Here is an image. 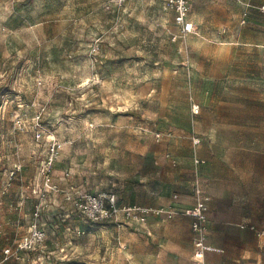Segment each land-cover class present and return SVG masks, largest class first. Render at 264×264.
<instances>
[{"label": "rangeland", "instance_id": "1", "mask_svg": "<svg viewBox=\"0 0 264 264\" xmlns=\"http://www.w3.org/2000/svg\"><path fill=\"white\" fill-rule=\"evenodd\" d=\"M187 22L185 34L164 0H0V264H132L115 241L129 229L66 219L62 193L44 204L43 252L17 250L53 141L60 189L166 210L198 134L211 189L214 133L236 98L264 95V0H192Z\"/></svg>", "mask_w": 264, "mask_h": 264}, {"label": "crops", "instance_id": "2", "mask_svg": "<svg viewBox=\"0 0 264 264\" xmlns=\"http://www.w3.org/2000/svg\"><path fill=\"white\" fill-rule=\"evenodd\" d=\"M239 98L235 101V112L230 106L227 130L219 128L212 138L211 189L210 181L205 177V170L209 165L206 162L210 160L198 155L197 149L201 143L196 149L198 157L206 164L198 167L200 174L197 169V175L203 192L209 198L206 243L210 250L206 253L207 264H264V235L257 236L250 230L253 226L264 232V111L248 110L250 105L264 109V95L251 94L245 95L243 100ZM240 108H244V112ZM195 135L201 140L198 134ZM222 145L227 146V151L221 152ZM190 158L192 169L184 170L183 174L169 180V186L175 193L167 206L176 209L179 214L170 220L164 216L148 215L145 224L128 222L116 227L119 231L129 229L119 232L115 241L119 250H123L130 257L132 264H195L192 220L181 214L182 211L194 207L192 184L196 177L192 154ZM175 159L178 164L179 159ZM78 187L83 188L82 185ZM70 188L72 187L66 189ZM115 197L119 207L138 206L121 204L116 195ZM50 202L54 203V200L50 199ZM63 204L61 209L68 212H63V215L71 220L76 216L74 209L64 200ZM33 212L34 209L28 215V225ZM41 222L48 238L49 228L46 227L47 222H44L43 216ZM230 227H234L235 232L227 233L226 230ZM55 234L59 232H54ZM220 240H227L229 243H218ZM242 240L252 244L240 245L238 242ZM254 242H260L263 246L260 252L255 250Z\"/></svg>", "mask_w": 264, "mask_h": 264}, {"label": "built area", "instance_id": "3", "mask_svg": "<svg viewBox=\"0 0 264 264\" xmlns=\"http://www.w3.org/2000/svg\"><path fill=\"white\" fill-rule=\"evenodd\" d=\"M113 2L121 7L124 6L126 0H113ZM165 8L173 15V22L181 28L182 33H191L192 26L187 22L190 13V0H165ZM197 113V110L196 112ZM171 135V132H167ZM164 136L163 133L157 132L155 137L159 141ZM201 140L197 135L191 137L192 145V164L195 170V179L192 184V193L194 199V207L181 212V214L191 218V233L193 256L195 264H207L206 253L210 250L207 246L206 239L208 234V196L203 192L200 179L197 175V169L205 163L196 153L197 147ZM61 144L57 141L50 143L48 152L41 166V189L38 195L39 205L34 209L31 215V222L28 225L26 234L19 240L17 250L25 252H43V245L47 239L46 231L41 222V216L47 198L57 193L63 194L65 203L70 204L74 212L81 218L92 223L113 224L121 227L123 223L135 222L145 224L148 215L164 216L170 220L180 212L170 207L166 210L162 208H144L140 206L119 207L116 197L112 193L99 192L92 193L81 187H73L68 190L60 189L52 182L51 171L54 167L56 158L61 150ZM165 159L175 165L177 160L170 154H165ZM250 230L257 236H263L264 232L256 230L251 226ZM10 249L3 251V261L12 257Z\"/></svg>", "mask_w": 264, "mask_h": 264}, {"label": "trees", "instance_id": "4", "mask_svg": "<svg viewBox=\"0 0 264 264\" xmlns=\"http://www.w3.org/2000/svg\"><path fill=\"white\" fill-rule=\"evenodd\" d=\"M130 115H133V114H130Z\"/></svg>", "mask_w": 264, "mask_h": 264}]
</instances>
